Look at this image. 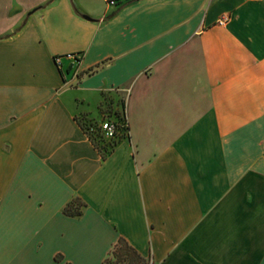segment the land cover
Returning <instances> with one entry per match:
<instances>
[{"label":"crops","instance_id":"1","mask_svg":"<svg viewBox=\"0 0 264 264\" xmlns=\"http://www.w3.org/2000/svg\"><path fill=\"white\" fill-rule=\"evenodd\" d=\"M113 91L129 137L102 158L80 122ZM119 238L264 264V0H0V264H101Z\"/></svg>","mask_w":264,"mask_h":264},{"label":"built area","instance_id":"2","mask_svg":"<svg viewBox=\"0 0 264 264\" xmlns=\"http://www.w3.org/2000/svg\"><path fill=\"white\" fill-rule=\"evenodd\" d=\"M109 3L113 4L114 2L110 1ZM224 22H226L225 17H223L219 23L223 24ZM64 58L72 62L69 71L71 73V79L72 80L76 79L77 76L79 75L78 63L80 57L77 56L76 54H66L64 56H56L54 58V62L60 69L62 65V60ZM118 92L119 91H113L111 93L115 94ZM122 103H123V110H122V105H119V108L117 106L116 108L103 111L102 115H100V118L97 120L91 119L90 121H85L86 129L84 130V133L86 134L90 142H91L90 139L91 135L93 134L98 135L101 139L105 141L128 139L129 124L125 113V103H126L125 97L123 98ZM150 264L152 263L150 262Z\"/></svg>","mask_w":264,"mask_h":264},{"label":"trees","instance_id":"3","mask_svg":"<svg viewBox=\"0 0 264 264\" xmlns=\"http://www.w3.org/2000/svg\"><path fill=\"white\" fill-rule=\"evenodd\" d=\"M80 125L83 130L86 129V124L84 125L80 122ZM90 139L91 143L100 153L102 158H105L108 154H110L118 145V143L122 141V139L116 141H105L95 134L91 135ZM75 203L82 206V204L78 200L74 199L65 206L63 213L71 217L80 216L82 214V211H78L77 208L73 207ZM110 253L114 261L112 262V259H110V257H107L102 264H144L147 261L141 255H139L125 240L121 238L118 239L117 243Z\"/></svg>","mask_w":264,"mask_h":264},{"label":"rangeland","instance_id":"4","mask_svg":"<svg viewBox=\"0 0 264 264\" xmlns=\"http://www.w3.org/2000/svg\"><path fill=\"white\" fill-rule=\"evenodd\" d=\"M124 95L122 92H118V93H110L107 94L103 97L101 103H99V105L96 108V112L94 113V115L91 118H85V121H90L91 119L93 120H97L100 118V115H102V112L105 110H110L112 108H116L119 105H123L122 101H123ZM85 121H81L82 124H86ZM78 205V206H77ZM74 208H77L78 211H83V207L77 203H75L73 205ZM82 215V214H81ZM80 215V216H81ZM117 243V242H116ZM115 246V245H114ZM113 246V247H114ZM112 247V249H113ZM111 250H109V252L107 253V255L103 258V260L101 261V264L103 263V261L108 257H110V259H112V262L114 261V259L111 257ZM144 264H150V260L146 261Z\"/></svg>","mask_w":264,"mask_h":264},{"label":"water","instance_id":"5","mask_svg":"<svg viewBox=\"0 0 264 264\" xmlns=\"http://www.w3.org/2000/svg\"><path fill=\"white\" fill-rule=\"evenodd\" d=\"M84 18L89 19L88 17H84Z\"/></svg>","mask_w":264,"mask_h":264}]
</instances>
